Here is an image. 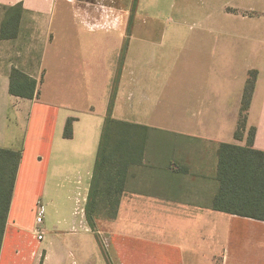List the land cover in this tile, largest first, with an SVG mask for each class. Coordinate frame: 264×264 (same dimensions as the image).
<instances>
[{
    "label": "crops",
    "instance_id": "crops-1",
    "mask_svg": "<svg viewBox=\"0 0 264 264\" xmlns=\"http://www.w3.org/2000/svg\"><path fill=\"white\" fill-rule=\"evenodd\" d=\"M19 2L16 36L0 37V147L21 151L0 264H264V220L212 209L218 145L244 146L254 128L252 147L264 151V0H203L190 7L191 21L181 14L160 37H146L155 25L138 18L128 34L125 7H0ZM3 18L1 10L0 26ZM126 39L111 116L149 130L116 216L93 230L85 205ZM12 68L36 80V96L10 93ZM250 71L256 80L237 140Z\"/></svg>",
    "mask_w": 264,
    "mask_h": 264
},
{
    "label": "trees",
    "instance_id": "trees-1",
    "mask_svg": "<svg viewBox=\"0 0 264 264\" xmlns=\"http://www.w3.org/2000/svg\"><path fill=\"white\" fill-rule=\"evenodd\" d=\"M137 2L138 0H133L132 13ZM2 10L4 18L0 26V37L13 38L18 32L22 3L3 6ZM131 25L130 17L128 34ZM126 48L127 39L123 43L118 71L113 80L85 205L86 219L93 230H96L97 219L116 216L127 171L129 167L140 164L149 130L147 126L111 116ZM255 80L256 72L250 71L243 89L239 120L234 132L237 140L242 138L246 128L247 110ZM9 90L11 94L25 98H33L38 94L36 80L16 68L10 71ZM73 120H66L63 130L65 138L72 136ZM253 137L254 128H250L246 145L225 142L218 145V190L212 201V209L264 220V151L252 147ZM20 159V150L0 147V247Z\"/></svg>",
    "mask_w": 264,
    "mask_h": 264
},
{
    "label": "rangeland",
    "instance_id": "rangeland-1",
    "mask_svg": "<svg viewBox=\"0 0 264 264\" xmlns=\"http://www.w3.org/2000/svg\"><path fill=\"white\" fill-rule=\"evenodd\" d=\"M89 2H94L96 4H106L113 5L117 7H125L129 9V20L131 17L132 23H134L137 18L141 23H146L147 25H155V30L152 32L149 31L145 34H148L146 37H160L163 28L168 29L174 27L175 23L178 21V17L182 14V18L186 17V21H191V16L194 14L190 13V7L197 8L201 7L200 2L203 0H139L140 2V13L133 11L132 4L133 0H88ZM205 1V0H204ZM174 5L180 8V10H175ZM185 8V10H184ZM0 7V13H1ZM199 12H201L199 10ZM132 15V16H131ZM129 23V21H128ZM159 25V26H158ZM160 27V34L158 33L157 28ZM169 30V29H168ZM153 132L150 133V137H153ZM37 213V212H36Z\"/></svg>",
    "mask_w": 264,
    "mask_h": 264
},
{
    "label": "built area",
    "instance_id": "built-area-1",
    "mask_svg": "<svg viewBox=\"0 0 264 264\" xmlns=\"http://www.w3.org/2000/svg\"><path fill=\"white\" fill-rule=\"evenodd\" d=\"M37 208L38 209H37V214H36V223H37V225H39L42 222L43 209H42L41 204H39ZM35 233H36L38 239H42L43 233H42L41 229H39L37 227L35 229Z\"/></svg>",
    "mask_w": 264,
    "mask_h": 264
}]
</instances>
